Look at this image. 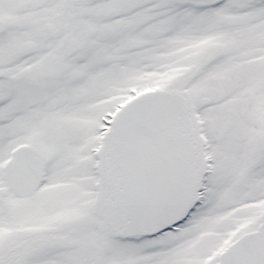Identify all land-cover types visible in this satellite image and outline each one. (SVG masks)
<instances>
[{
    "label": "snow or ice",
    "instance_id": "1",
    "mask_svg": "<svg viewBox=\"0 0 264 264\" xmlns=\"http://www.w3.org/2000/svg\"><path fill=\"white\" fill-rule=\"evenodd\" d=\"M0 264H264V0H0Z\"/></svg>",
    "mask_w": 264,
    "mask_h": 264
}]
</instances>
